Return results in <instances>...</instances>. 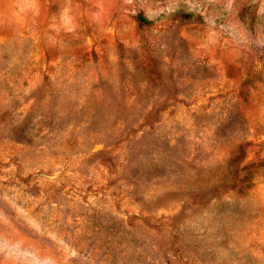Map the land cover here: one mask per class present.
Wrapping results in <instances>:
<instances>
[{"label": "rangeland", "instance_id": "374dc122", "mask_svg": "<svg viewBox=\"0 0 264 264\" xmlns=\"http://www.w3.org/2000/svg\"><path fill=\"white\" fill-rule=\"evenodd\" d=\"M0 264H264V0H0Z\"/></svg>", "mask_w": 264, "mask_h": 264}, {"label": "trees", "instance_id": "16d2710c", "mask_svg": "<svg viewBox=\"0 0 264 264\" xmlns=\"http://www.w3.org/2000/svg\"><path fill=\"white\" fill-rule=\"evenodd\" d=\"M141 19L145 20L146 18H144L143 16H141ZM233 176H231V178L229 179V181L231 180V182L233 181ZM234 182V181H233Z\"/></svg>", "mask_w": 264, "mask_h": 264}]
</instances>
